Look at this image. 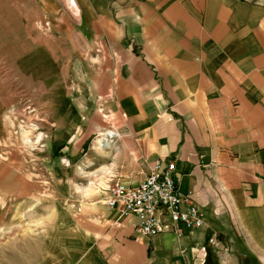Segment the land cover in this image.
Returning <instances> with one entry per match:
<instances>
[{"label": "crops", "instance_id": "crops-1", "mask_svg": "<svg viewBox=\"0 0 264 264\" xmlns=\"http://www.w3.org/2000/svg\"><path fill=\"white\" fill-rule=\"evenodd\" d=\"M73 3L62 57L81 82L46 102L37 154L62 201L81 208L47 264H264V0ZM168 160L205 226L136 239L134 218L106 207L108 190Z\"/></svg>", "mask_w": 264, "mask_h": 264}, {"label": "rangeland", "instance_id": "rangeland-1", "mask_svg": "<svg viewBox=\"0 0 264 264\" xmlns=\"http://www.w3.org/2000/svg\"><path fill=\"white\" fill-rule=\"evenodd\" d=\"M73 5V0H0V264H47L45 256L57 253L47 247L58 241V228L68 226V217L81 208L62 201L57 179L41 170L37 154L46 102L81 82L79 64L62 57L72 46L65 39L74 34ZM61 164L68 179L77 176L68 171L67 159ZM84 169L78 174H89ZM41 178L44 188L36 182ZM222 251L230 262L232 256ZM110 260L114 263L111 255Z\"/></svg>", "mask_w": 264, "mask_h": 264}, {"label": "built area", "instance_id": "built-area-1", "mask_svg": "<svg viewBox=\"0 0 264 264\" xmlns=\"http://www.w3.org/2000/svg\"><path fill=\"white\" fill-rule=\"evenodd\" d=\"M178 174L175 160L161 162L141 183L110 188L105 205L119 220L134 218L136 239L152 240L160 234L184 235L202 229L205 214L191 194H182Z\"/></svg>", "mask_w": 264, "mask_h": 264}]
</instances>
